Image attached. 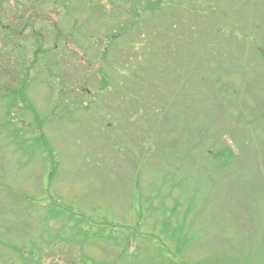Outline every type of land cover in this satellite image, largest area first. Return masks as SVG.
I'll use <instances>...</instances> for the list:
<instances>
[{
	"label": "rangeland",
	"instance_id": "374dc122",
	"mask_svg": "<svg viewBox=\"0 0 264 264\" xmlns=\"http://www.w3.org/2000/svg\"><path fill=\"white\" fill-rule=\"evenodd\" d=\"M1 1L0 264H264V0Z\"/></svg>",
	"mask_w": 264,
	"mask_h": 264
},
{
	"label": "trees",
	"instance_id": "16d2710c",
	"mask_svg": "<svg viewBox=\"0 0 264 264\" xmlns=\"http://www.w3.org/2000/svg\"><path fill=\"white\" fill-rule=\"evenodd\" d=\"M58 1V0H57ZM59 1H66V0H59ZM3 1H1L0 0V3H2ZM149 8L150 7H152V9L153 8H155L156 7V9H158L159 8V10L161 11V9L163 8L164 9V7L165 8H169V4H168V0H153L152 2H151V4L148 6ZM156 9H153V10H156ZM69 13V12H68ZM127 26H128V24L127 23H125ZM127 29V28H126ZM72 34H73V32H72ZM74 35V34H73ZM117 38H119V36L117 37ZM110 39V38H109ZM237 39H238V42L240 43V42H242V37L240 38L239 37V35L237 34ZM202 40H204V39H202ZM194 41V40H193ZM195 42V41H194ZM108 44H109V42H108ZM107 44V45H108ZM52 50V49H51ZM260 50V52H262L261 53V58H257V56L255 57V56H251V60H252V62L250 61L249 63H248V65H247V67L248 68H252V69H257L256 67V64L257 65H259L258 63H254V61L256 60V59H261L263 62H264V51H263V48H260L259 49ZM187 54H189V52L187 53ZM179 57H181L182 58V55H180ZM106 60V58L104 57L103 58V60ZM239 62V60H236V61H233L234 63H232L233 65L236 63V62ZM52 64H53V66L55 65V62L52 60ZM237 64V63H236ZM263 67H264V65H263ZM262 67V68H263ZM101 72H102V84H101V88H105V89H107V88H109L110 86H109V74H107V72L104 70V69H102L101 70ZM52 73V72H51ZM27 77H29V74H27ZM21 90H20V93L22 94V97L20 98L21 99V102H22V104H21V106L23 107H27V108H32V105H31V103H30V100H29V97L27 96V91H28V89H29V87H28V80H25V82L22 84V86H21V88H20ZM105 91V90H104ZM58 94H60V93H58ZM57 105L58 104H55L54 106H53V112L55 111V109H57ZM52 112V113H53ZM126 119H127V117H126ZM128 119H129V117H128ZM43 134L42 133H39V138L40 139H42V144L43 145H45V146H47V147H45L46 149H50V150H52V148L50 147V146H48V140H46V139H44L43 140ZM210 151H211V153H213L215 156H218V157H220V156H223V157H221V159H223V162L226 164V165H228V164H230L231 163V161H232V159L234 158V156H235V152H234V150H233V148H231V147H228V146H225L224 148H222V149H218V150H215V151H218L219 153H217V154H215V151H213V150H208V152L210 153ZM50 152V151H49ZM52 157L55 155L54 154V152H50L49 153ZM189 154V151H188V147H187V154L186 155H188ZM53 178H54V172H51V174H50V176H49V181H50V183H49V185H48V187H51V184H52V182H53ZM6 185V184H5ZM49 189V188H48ZM52 194L53 195H55L57 198H58V202H60V200L59 199H62V198H60L59 196H58V193L57 192H52ZM57 198H54V197H52V199L53 200H55V199H57ZM68 204V203H67ZM68 205H70V204H68ZM190 212H191V210H190ZM73 215H75V217H77V215L78 214H73ZM57 217H59L58 219H60V218H63V216L62 215H59V214H57ZM75 217L74 218H71V219H64V221H66V222H69L70 220H73V219H75ZM88 218V221H90V218L89 217H87ZM80 221V220H79ZM79 221H74V223L77 225H81L82 227L81 228H83L84 227V225H85V227L88 225H86L84 222H85V220H83L82 221V223L80 224V222ZM73 224V223H72ZM85 227H84V230H85ZM76 228H78L77 226H76ZM62 230H64V229H61L60 231H59V233L62 231ZM82 230V229H81ZM60 239V238H59Z\"/></svg>",
	"mask_w": 264,
	"mask_h": 264
},
{
	"label": "bare ground",
	"instance_id": "6f19581e",
	"mask_svg": "<svg viewBox=\"0 0 264 264\" xmlns=\"http://www.w3.org/2000/svg\"><path fill=\"white\" fill-rule=\"evenodd\" d=\"M131 132V129H129V133ZM95 143V142H94ZM133 145V143H132ZM136 156L139 158V154L136 152Z\"/></svg>",
	"mask_w": 264,
	"mask_h": 264
}]
</instances>
